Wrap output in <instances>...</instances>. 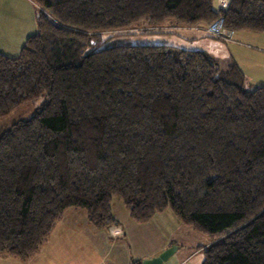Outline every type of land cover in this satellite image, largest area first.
I'll return each instance as SVG.
<instances>
[{
    "label": "trees",
    "instance_id": "1",
    "mask_svg": "<svg viewBox=\"0 0 264 264\" xmlns=\"http://www.w3.org/2000/svg\"><path fill=\"white\" fill-rule=\"evenodd\" d=\"M214 1L36 0L37 33L0 51V118L45 98L0 133V252L30 258L71 207L116 225L117 197L208 237L201 264H264V86L206 51L93 42L142 21L264 31V0Z\"/></svg>",
    "mask_w": 264,
    "mask_h": 264
},
{
    "label": "rangeland",
    "instance_id": "2",
    "mask_svg": "<svg viewBox=\"0 0 264 264\" xmlns=\"http://www.w3.org/2000/svg\"><path fill=\"white\" fill-rule=\"evenodd\" d=\"M221 1L222 0H215L214 4L217 7H221ZM40 12L41 9L36 4V0H0V17L7 16L10 18L12 22L10 33L13 38V40H2V42H0V50H3L10 55H18L26 39L37 33V17ZM146 24L147 21H142L140 24L136 25L137 27L135 28H129L122 31L103 32L100 35L93 37V42L102 43L104 41L107 45L118 43L169 44L185 48H189L188 45L194 42L189 41L188 39L183 40L180 29L176 30L177 32L165 31L166 29L164 31L156 32L157 29ZM239 32L261 36L260 38L262 42L257 40L256 42H253L251 46L256 48V50H264V31L254 32L240 30ZM201 44V42L198 43L199 47ZM254 61L257 66L262 65L260 59L257 60L254 58ZM44 101L45 98L41 97L38 101L24 103L7 116L0 118V133L14 122L20 119L30 118L38 109L45 105L43 104ZM112 204L116 213H118L117 215H120L123 209L126 212L128 210L123 202L117 197L113 199ZM163 212L164 214L155 221V224L157 225H155V227L153 226V230L160 232L164 237L169 236L172 232L173 241L171 242V246L166 249L175 250L164 264H201L203 260L202 246L208 241V237L195 231L191 227L180 223V219L171 208H167ZM167 214H172L175 219L173 217L170 219L169 215L166 218ZM177 222L180 223V227L177 226ZM161 239V237L155 238V242L152 243V245H156L159 248L161 245L165 244L166 242H163ZM81 240L82 239L78 242L81 243ZM86 242L88 243V246L85 247V249H81V244L79 245V248L74 249V257H76V261H79L78 264H85L84 262H80L82 260L86 261L85 259L88 261L87 264H106L104 261L108 262V264H123L124 257L127 254L131 255L133 259H138L140 253L143 254L147 251L143 244L140 246L136 242L124 243L125 240L123 237H115L114 239L108 238L107 242L99 241L101 243L99 246L101 249L94 248L92 244L89 245V239H87ZM123 244H125V246H122ZM177 247H179V250H177ZM145 259H142L141 262Z\"/></svg>",
    "mask_w": 264,
    "mask_h": 264
},
{
    "label": "crops",
    "instance_id": "3",
    "mask_svg": "<svg viewBox=\"0 0 264 264\" xmlns=\"http://www.w3.org/2000/svg\"><path fill=\"white\" fill-rule=\"evenodd\" d=\"M224 1L226 2L224 6L221 4V7H216L224 8L230 0ZM11 27L12 22L10 18L7 16L0 17V42L6 39L13 40L10 33ZM205 27L180 28L183 40L188 39L189 41H194L188 45L189 48H183L206 51L214 58L220 60L232 59L243 71L247 87L264 86V50H256V48L251 46L257 40L262 42L261 36L234 31L229 34L230 40L224 41L209 35L204 30ZM199 42L202 43L200 47L198 45ZM0 51L5 52L3 50ZM5 54L8 56H17L10 55L6 52ZM254 58L257 60L260 59L262 65L257 66ZM112 211L118 223L109 228L98 229L89 222L85 209L68 208L64 212L61 220L55 225L47 241L35 254L26 260H21L15 256L0 252V264H78L79 261H76V257H74V249L79 248L80 244L81 249H85L88 246L87 239H89V245L92 244L97 249H101L99 247L101 244L99 241L107 242L108 238L114 239L115 237H123L125 240L124 243L136 242L140 246L141 244L145 246L147 251L143 254L140 253L138 259H133L131 255L127 254L124 257L123 264H131L133 260L141 261L145 258L155 257L171 246V242L173 241L172 232L169 236L164 237L160 232L153 230L155 225H157L155 221L164 212L156 214L147 223H137L132 219L128 210L126 212L123 209L122 213L117 215L118 213H116L112 204ZM168 215L170 219L172 217L174 218L172 214H167L166 218ZM180 223L177 222L178 227H180ZM159 237L166 243L158 248L156 245H152V243L155 242V238ZM80 239H82L81 243L78 242ZM209 242V240L206 241L204 245L209 244ZM122 246H125V244ZM177 250H179V247H177ZM85 260L80 262L87 264L88 261L87 259ZM104 262L108 264V262Z\"/></svg>",
    "mask_w": 264,
    "mask_h": 264
},
{
    "label": "built area",
    "instance_id": "4",
    "mask_svg": "<svg viewBox=\"0 0 264 264\" xmlns=\"http://www.w3.org/2000/svg\"><path fill=\"white\" fill-rule=\"evenodd\" d=\"M222 6L226 4L224 0L221 1ZM204 30L211 36L215 38H220L225 41L230 40L229 39V34L232 33L233 31L228 30L225 25H224V20L223 18H218L216 21L213 23L207 25Z\"/></svg>",
    "mask_w": 264,
    "mask_h": 264
},
{
    "label": "water",
    "instance_id": "5",
    "mask_svg": "<svg viewBox=\"0 0 264 264\" xmlns=\"http://www.w3.org/2000/svg\"><path fill=\"white\" fill-rule=\"evenodd\" d=\"M174 251L175 250L173 249H166L155 257L143 260L142 264H164L171 257Z\"/></svg>",
    "mask_w": 264,
    "mask_h": 264
}]
</instances>
